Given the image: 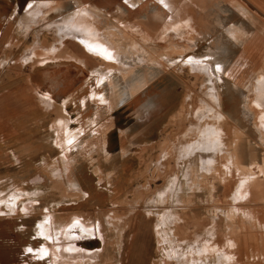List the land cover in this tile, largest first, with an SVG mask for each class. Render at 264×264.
Listing matches in <instances>:
<instances>
[{"label":"rangeland","instance_id":"374dc122","mask_svg":"<svg viewBox=\"0 0 264 264\" xmlns=\"http://www.w3.org/2000/svg\"><path fill=\"white\" fill-rule=\"evenodd\" d=\"M171 1L177 3L0 0V85L15 88L17 75L26 83L38 68L46 86L56 68H68L63 73L74 81L49 108L42 96L55 98L39 88V103H0V264H59L52 250L61 233L50 221L41 224L47 213L95 231L72 230L82 239H72L77 247L66 251L62 264H203L186 254L188 247L217 223L220 244L242 254L235 264H264V122L257 117L259 103L252 102V83L264 71V0H193L184 20L185 0ZM39 5L41 21L28 29L23 16ZM80 8L90 13L85 21L126 55L128 67L88 58L81 44L59 32L63 19ZM176 21H183L179 30L170 27ZM47 46L52 52L60 46L57 56L42 54ZM34 48L41 59L18 63ZM197 61L209 62L215 84L194 69ZM100 68L106 79L98 80L94 70ZM215 85L221 103L208 96ZM207 104L221 105L228 129L237 133L219 152L229 160L224 169L209 167L200 155L178 160L191 139L208 141L205 132L183 136L198 126L195 113ZM19 120L24 139L15 136ZM179 162L182 168L192 164L195 181L180 200L162 195L169 176L181 174ZM66 167L73 180L69 171L62 173ZM59 241L62 251L68 240Z\"/></svg>","mask_w":264,"mask_h":264},{"label":"bare ground","instance_id":"6f19581e","mask_svg":"<svg viewBox=\"0 0 264 264\" xmlns=\"http://www.w3.org/2000/svg\"><path fill=\"white\" fill-rule=\"evenodd\" d=\"M201 1V0H200ZM241 1V0H240ZM185 4H184V7L182 9V12H179L180 14V17L183 19V16H184V13L185 11H189L188 9H190V7L192 6L193 7V0H185ZM174 3H177L174 2ZM174 3L173 1L171 0H168L167 4L168 5H171L172 7L174 6ZM244 3V2H243ZM38 5V4H37ZM177 5V4H176ZM175 5V6H176ZM246 6V4H244ZM180 6V5H179ZM176 8V7H175ZM177 8H178V5H177ZM84 8H80L78 11L75 12V15L72 16V17H67V18H64V22L59 25V29H60V33L61 34H64L65 35V38H68V37H72V39H74L75 41H77L76 43H79L82 45L84 51H85V54L86 56L88 55V58L89 56H93L95 58H99L102 60L103 64L104 65H107L109 67H116V63L119 62V65L118 67H128V60H127V57L126 55L123 53V52H120L118 50H116V48L111 45L112 43V40H109V39H106L104 38L101 33L100 35V32L98 30H96L95 28H93V25L86 22L85 20V15H89L90 16V13L88 12H85V10H83ZM193 10V9H192ZM30 12H28L25 16H23V21L28 25V29L31 27V25H34L35 23L37 22H40L41 21V16H40V12L42 11V7L39 5V6H34L31 10H29ZM181 11V10H180ZM90 12V11H89ZM190 12V11H189ZM177 13V12H176ZM190 14V13H189ZM88 18V17H87ZM91 18H92V13H91ZM90 19V18H89ZM94 19V18H93ZM184 20V19H183ZM95 21V20H93ZM92 21V23H93ZM183 22V21H182ZM182 22H175L173 23L172 25L170 24V27L174 28V29H177L179 30L180 28L183 27V23ZM98 23V22H97ZM96 23V24H97ZM97 26V25H96ZM99 27V26H97ZM168 27V26H167ZM166 28V27H165ZM28 29H25L26 31ZM97 29H100V28H97ZM132 29V28H131ZM136 29V28H135ZM168 29V28H167ZM128 31V30H127ZM167 31V30H166ZM182 31V30H181ZM165 32V31H164ZM168 32V31H167ZM184 32V31H183ZM199 32V31H198ZM163 34V33H162ZM195 34V33H194ZM105 35V34H104ZM171 35V34H170ZM179 35V34H178ZM190 35V34H189ZM192 35V34H191ZM244 37V36H243ZM64 38V39H65ZM64 41V40H63ZM64 42L61 43V45H63ZM42 47V46H41ZM48 47V46H47ZM45 47V49H43V53L42 54H47V55H52V56H57V52L58 50H60V46H57L55 47V50L54 52H52V48L54 47ZM47 48V49H46ZM40 50H38L39 52ZM83 51V53H84ZM84 54V55H85ZM41 55V54H40ZM111 57L110 59L108 57ZM36 57H39V53L36 52V49H32L31 50V55L28 56V57H21L20 58V61L18 63H25V61H28V60H34ZM49 57V56H48ZM46 57V58H48ZM41 59V57H39ZM45 58V60H46ZM53 58V57H52ZM38 59V58H37ZM39 59V60H40ZM44 60V58H43ZM82 60V59H80ZM37 61V60H36ZM118 61V62H117ZM47 62V61H46ZM198 62V61H197ZM21 65V64H20ZM192 66H194V69L197 70V72L199 71L200 74H204L205 76L207 77H210V81L212 83L215 84V78H213L212 76V70H211V67H210V64L209 62H202V61H199L198 63H195L193 64ZM108 69V67H105ZM109 70V69H108ZM94 72H96L98 75V80H103V79H106V72L104 71V69H95ZM264 72V71H263ZM263 72H258L259 74L257 75L256 79L253 81L252 85H253V88L252 90L255 91L256 93V99H254L252 102L253 103H259V107L262 111H260V109L257 111L258 113V120L259 118H261V120L264 122V115L263 116H259V111L260 113L264 111V74L262 75ZM216 88V89H215ZM41 92V91H40ZM207 92H208V96H210L211 99L214 100L215 103H221L219 99L220 98V95H219V92H218V88L217 86L215 85L214 87H208L207 88ZM42 93V92H41ZM47 94V93H45ZM44 94V96H45ZM44 96H42V99L44 101V103H46L47 105V108L49 107H52L54 106L55 104V100L51 97H47V98H44ZM94 98V97H93ZM119 99V98H118ZM206 104V103H205ZM201 105V104H200ZM220 105V104H219ZM221 106V105H220ZM220 106L216 105V106H211V104H207L206 107H208L207 109L205 108V105L201 106V109H199V111H196L195 113V117L197 118L198 121H204L205 118H209V120L207 121L208 125H210V128H207L205 129L203 126L205 125V121L203 123H199L197 121V124L198 126H192L190 127L189 129L191 131H187L185 134H183V136L185 135H188V133H194V136L195 135H199L200 133L202 134L203 132H205L204 134H206L207 136H205V138L208 139V141L206 139H203L204 141L206 140V143L204 142H201V141H198L196 140V142H194L192 139L191 141H189L190 143L185 145V146H181V149H180V153H179V158L178 160L182 161L184 159H188L190 157H194V156H197V155H200L202 161L204 162V164L206 165H209V167H214L215 166H220L222 165L223 169L227 167V162H229V160L227 161L226 159V156H220V153L219 152H224V147H226L227 145L230 146V138L233 137L234 133L237 135L236 132L233 133L234 130L232 129H228V125H230V121H229V117L224 114L222 112V110L220 109ZM254 106V105H253ZM256 106V105H255ZM204 108L206 110H204ZM219 110H218V109ZM254 109V107H253ZM198 110V109H197ZM204 110V111H203ZM207 111V112H205ZM255 111V110H254ZM264 113V112H263ZM193 116V114L191 115ZM64 118V117H63ZM212 121H211V119ZM261 120H259V122H261ZM196 124V125H197ZM261 124V123H260ZM264 124V123H262ZM261 124V125H262ZM232 126V125H231ZM209 127V126H208ZM263 127V125H262ZM261 127V128H262ZM264 128V127H263ZM263 128L261 129L262 132H264ZM196 129V130H194ZM67 130V129H66ZM200 132V133H199ZM191 133V135H192ZM190 135V136H191ZM184 136V137H185ZM235 137V136H234ZM179 138V137H178ZM191 138V137H190ZM194 139L197 138V137H193ZM203 138V137H202ZM209 138H211V141H209ZM198 139H200L198 137ZM185 140V139H184ZM235 140V138H234ZM238 141L239 140H235L234 141V146L236 147V150H237V147H238ZM57 143L60 144V141H59V138L57 140ZM183 143V142H182ZM175 144V143H174ZM184 144V143H183ZM61 145V144H60ZM173 145V144H172ZM233 146V145H231ZM178 148V147H177ZM176 148V151L178 150ZM229 148V147H228ZM169 149V148H168ZM172 149V147H171ZM170 149V150H171ZM28 150V149H27ZM227 150V149H226ZM229 151V150H228ZM65 152V151H64ZM229 152H232V151H229ZM69 153V152H67ZM66 153V154H67ZM178 153V152H177ZM226 153V151H225ZM228 153V152H227ZM226 155V154H225ZM229 155V153H228ZM227 157H230L228 156ZM66 156V155H64ZM69 156V155H68ZM70 157V156H69ZM68 158L66 157V160ZM182 159V160H181ZM65 160V161H66ZM72 160V159H70ZM192 160L193 159H190V163H192ZM231 160V158H230ZM232 161V160H231ZM230 161V162H231ZM70 162V161H69ZM68 163V162H67ZM73 163V162H72ZM180 163V162H179ZM189 163V162H188ZM230 164V163H229ZM57 165V164H56ZM65 165V164H64ZM192 165V164H191ZM189 165L187 168H182V165L181 163L179 164V169L181 174H177V173H173L171 176H169V185L171 184V186H167L166 187V190L167 191H164L162 192V195H167L170 194V196H177V199L180 200V198H182V194L184 193L185 191V187H189V188H194V180H191L193 179L192 177L194 176L193 174V167ZM53 166V165H52ZM204 166V165H203ZM202 166V168H203ZM205 167V166H204ZM209 167L207 166L206 169ZM234 167V166H233ZM50 168V167H49ZM61 168V166H60ZM73 168V167H72ZM218 168V167H217ZM69 169L71 170V168H68L66 167L65 169H63V172L61 170H57L55 171V173L57 172V174H60L61 172L64 173V171L68 172ZM212 169V168H211ZM219 169V168H218ZM210 170V169H209ZM208 172V171H206ZM214 172V171H213ZM52 173V172H51ZM229 173V172H228ZM184 175V180H183V176ZM204 175V174H203ZM210 175V174H209ZM68 177H69V180H73V176L72 174L70 173L69 171V174H68ZM67 177V178H68ZM199 178V177H198ZM204 178V177H203ZM66 179V178H65ZM186 180V181H185ZM68 180L66 179V182ZM199 182V181H198ZM66 184V183H65ZM252 183H250L251 185ZM198 185V184H197ZM228 187V186H227ZM252 187V186H251ZM247 188V187H246ZM249 189V188H248ZM77 191L80 192V190L78 189ZM252 192V191H251ZM245 194V193H244ZM164 196V197H165ZM158 197V196H157ZM168 198V197H167ZM156 199V198H155ZM160 200V199H159ZM161 201V200H160ZM15 202V200L13 201V203ZM16 205V204H15ZM31 206V205H30ZM62 218V216H61ZM166 218V217H165ZM65 219V217L63 218ZM180 221H183L182 220V216L180 215V218H178ZM75 220V219H74ZM50 221V225L52 226L53 230L55 231L56 235L58 233H61L59 237H57V239L59 240H62L63 238H66L68 241L66 242L67 243V246H65V248L61 251V248L63 247H60V243L61 241L58 240L57 243H54L56 245L53 246V256H54V259H57L55 260L59 262V264H62L63 263V260H67L68 257L66 255V251L70 248H75L77 247L76 244H71V241L72 239H74V237H78L79 239H82L80 238V235L78 234H72V230L74 231L76 228H82L81 230H83V233L87 234V235H93L95 234L94 232V229L92 227H89V225H85L84 222L80 221V220H77L75 221L72 225L70 224H63V220H61L56 214H49L47 213L45 215V221H43L41 224H45L47 222ZM215 220H213L214 222ZM261 221V220H260ZM178 223V222H177ZM263 223V222H262ZM40 224V225H41ZM63 224V227L60 226ZM87 224V223H86ZM164 224V223H163ZM50 226V227H51ZM220 225L219 223H217L216 225L213 224V227L211 226V229L210 227H207L206 228V231H208V235L207 237L205 238H202L201 239H197L196 241L192 242L191 245H189L188 247V253H186L188 256H192V258L196 261H199L201 262L197 257V255L199 256V258L202 260V263L204 264H208V262H211L214 260V262L216 261L215 258H217L218 260L216 261L217 264H235L236 262H238L239 258L241 257L242 258V254L238 257V253H235L237 254V256L235 257V254H233V252H230L229 249H227L226 247H223L222 245L223 244H220L221 242H219V237H220ZM87 231V232H85ZM223 238V237H221ZM227 239V238H226ZM65 240V239H64ZM75 240V239H74ZM160 241V240H159ZM162 241V240H161ZM165 241V240H164ZM184 241L186 242V239L184 240H180L179 241V247L182 248L183 247V243ZM224 241V240H222ZM52 241H50L51 243ZM164 243V242H163ZM225 245H227L225 242H223ZM49 244V243H48ZM51 245V244H50ZM53 245V244H52ZM63 245V244H62ZM159 246V244H158ZM246 248V247H245ZM176 249V248H175ZM238 249V248H237ZM49 250V249H48ZM82 250V249H81ZM80 250V251H81ZM85 250V249H84ZM103 250V249H102ZM164 250V249H163ZM174 250V249H173ZM177 250H178V247H177ZM229 250V251H228ZM61 251V252H60ZM168 251V250H166ZM50 253V251H49ZM48 253V254H49ZM51 254V253H50ZM73 254V253H72ZM81 254V252H80ZM169 254V253H168ZM173 254V253H172ZM182 253L181 254V258L183 256H186L187 255ZM240 254V253H239ZM63 255V256H62ZM70 255V254H69ZM68 255V256H69ZM178 255V254H177ZM180 255V254H179ZM196 255V256H194ZM247 255V254H246ZM73 256V255H72ZM171 256V255H170ZM173 256V255H172ZM248 256V255H247ZM52 257V256H51ZM178 257V256H177ZM175 257V258H177ZM163 259V258H162ZM183 259V258H182ZM71 260V259H70ZM68 260V261H70ZM165 260V259H164ZM193 260V261H194ZM54 261V260H53ZM57 262V263H58ZM166 262V261H165ZM182 262V261H181ZM221 262V263H220ZM260 262V261H259ZM195 263V261L193 262ZM198 263V262H197ZM241 263V262H240ZM245 263V262H244ZM54 264V263H53ZM180 264V263H179ZM201 264V263H199ZM243 264V263H241Z\"/></svg>","mask_w":264,"mask_h":264},{"label":"crops","instance_id":"0c3cea01","mask_svg":"<svg viewBox=\"0 0 264 264\" xmlns=\"http://www.w3.org/2000/svg\"><path fill=\"white\" fill-rule=\"evenodd\" d=\"M37 70L38 72L40 71L39 68ZM64 71L67 72L68 68H56L54 71H51L47 74L46 79L51 83L50 86H46L47 81L44 80L43 82L40 79L38 72L30 73L29 77L26 79V83H24L23 79H20L19 81L18 77L21 75H17L15 88L7 89L0 85V103H39L38 99L34 96L36 94L37 88H39V90L44 89L43 91H51L52 96L56 100L55 103H58L57 99L65 97L61 95L67 93L64 91L66 87L71 86L74 82L72 80V76L63 73ZM80 71H83L82 68H80ZM24 84L26 85L27 89H25ZM66 96H68V94ZM15 124L17 125V131L15 132L16 138L24 139L23 133L20 132V128L24 122L19 120ZM33 124L38 125L39 121L36 120L33 122ZM0 139H2V135H0Z\"/></svg>","mask_w":264,"mask_h":264},{"label":"snow or ice","instance_id":"6c2138e0","mask_svg":"<svg viewBox=\"0 0 264 264\" xmlns=\"http://www.w3.org/2000/svg\"><path fill=\"white\" fill-rule=\"evenodd\" d=\"M108 58L110 59L111 57L109 56ZM29 251H31V249H29Z\"/></svg>","mask_w":264,"mask_h":264},{"label":"built area","instance_id":"2783aa9c","mask_svg":"<svg viewBox=\"0 0 264 264\" xmlns=\"http://www.w3.org/2000/svg\"><path fill=\"white\" fill-rule=\"evenodd\" d=\"M44 98H47L46 96H44Z\"/></svg>","mask_w":264,"mask_h":264}]
</instances>
